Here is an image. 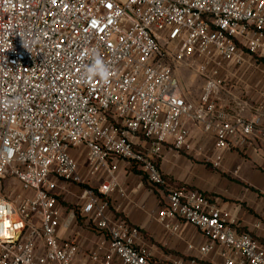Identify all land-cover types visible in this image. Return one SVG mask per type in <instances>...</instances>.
Segmentation results:
<instances>
[{
    "label": "built area",
    "instance_id": "2783aa9c",
    "mask_svg": "<svg viewBox=\"0 0 264 264\" xmlns=\"http://www.w3.org/2000/svg\"><path fill=\"white\" fill-rule=\"evenodd\" d=\"M262 62L264 0H0V202L11 206L0 216V264H77L80 231L93 264H162L139 246L141 228L109 214L122 162L165 190L166 228L178 230L172 216L208 239L200 253L215 245L227 250L223 264H264V236L237 232L157 165L165 146L199 151L214 168L235 144L264 150L260 118H246L240 100L234 111L219 102L231 67ZM184 67L203 79L197 100L185 97ZM188 122L211 135L212 150L192 142ZM79 146L87 176L107 178L83 186L78 212L63 215L58 182L80 181L70 153Z\"/></svg>",
    "mask_w": 264,
    "mask_h": 264
},
{
    "label": "crops",
    "instance_id": "0c3cea01",
    "mask_svg": "<svg viewBox=\"0 0 264 264\" xmlns=\"http://www.w3.org/2000/svg\"><path fill=\"white\" fill-rule=\"evenodd\" d=\"M227 73V79L219 95L220 104L227 110L234 111L240 100L244 105L242 114L246 118L258 117L264 123V62L254 66L248 63L240 67L234 66ZM202 84L198 92L194 93L187 85L185 87L181 83L183 90L185 88L186 99L197 100ZM187 125L191 130L192 142L203 152L212 150L211 135L206 134L201 125L191 122ZM142 144L147 145L144 141ZM161 152L162 155L157 158V165L170 185L185 186L190 190L201 192L220 208L226 215L227 223L237 232H250L255 239L262 240L264 150H255L250 146L240 148L235 144L224 152L221 168H214L205 163L199 151L191 154L177 153L165 146ZM70 153L77 161L80 181L58 182L57 194L63 215L78 212L83 186L97 189L107 178L105 170L96 176H87L84 147H74ZM133 167L136 166H128L123 162L120 164L118 176L121 187L119 191L108 197L109 214L141 228L144 237L139 240V246L162 264H170L175 258L183 259V264H223L227 254L225 248L214 245L208 253L202 254L198 251L197 247L208 244L209 241L195 226L172 216H168L165 221L171 226L179 224L178 230L173 231L164 226V223L158 219V211L166 202L165 190L148 183L142 177V173L137 172ZM136 169L139 170L137 167ZM80 233L78 237L80 249L76 263L93 264L88 254L92 243L88 242L83 231ZM189 244L194 248H188ZM192 260L195 262L192 263Z\"/></svg>",
    "mask_w": 264,
    "mask_h": 264
},
{
    "label": "rangeland",
    "instance_id": "374dc122",
    "mask_svg": "<svg viewBox=\"0 0 264 264\" xmlns=\"http://www.w3.org/2000/svg\"><path fill=\"white\" fill-rule=\"evenodd\" d=\"M177 75L180 78V82L183 83L184 86L187 85V87L189 88L190 91H193L194 93L198 92V88H199L200 84H202L203 79L199 78V76L196 74L194 69L184 67V69H180L177 72ZM182 77H183V79H182ZM190 84H192V85H190ZM184 90H185V88H184ZM5 187L7 188V186H5ZM0 188H1V182H0ZM13 192H23L22 186L20 185V182H18V181L16 182V184L14 185V188H13Z\"/></svg>",
    "mask_w": 264,
    "mask_h": 264
},
{
    "label": "clouds",
    "instance_id": "9594fccd",
    "mask_svg": "<svg viewBox=\"0 0 264 264\" xmlns=\"http://www.w3.org/2000/svg\"><path fill=\"white\" fill-rule=\"evenodd\" d=\"M8 210L9 212L11 211V206L10 205H6L4 202H0V216L3 215L5 210ZM3 230V226H0V231Z\"/></svg>",
    "mask_w": 264,
    "mask_h": 264
},
{
    "label": "trees",
    "instance_id": "16d2710c",
    "mask_svg": "<svg viewBox=\"0 0 264 264\" xmlns=\"http://www.w3.org/2000/svg\"><path fill=\"white\" fill-rule=\"evenodd\" d=\"M134 170H136L139 173H142L140 170H137L136 167H133ZM163 177L167 180V178L165 177V175H163Z\"/></svg>",
    "mask_w": 264,
    "mask_h": 264
}]
</instances>
